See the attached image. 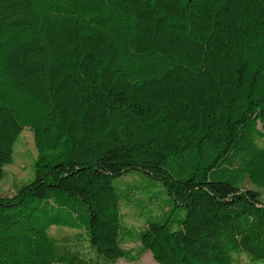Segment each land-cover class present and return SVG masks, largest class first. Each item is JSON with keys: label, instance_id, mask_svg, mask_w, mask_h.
Segmentation results:
<instances>
[{"label": "trees", "instance_id": "obj_1", "mask_svg": "<svg viewBox=\"0 0 264 264\" xmlns=\"http://www.w3.org/2000/svg\"><path fill=\"white\" fill-rule=\"evenodd\" d=\"M259 124L264 0H0V181L25 128L37 151L0 195V264H100L126 240L158 264H264ZM133 169L170 203L130 233L113 179Z\"/></svg>", "mask_w": 264, "mask_h": 264}, {"label": "rangeland", "instance_id": "obj_2", "mask_svg": "<svg viewBox=\"0 0 264 264\" xmlns=\"http://www.w3.org/2000/svg\"><path fill=\"white\" fill-rule=\"evenodd\" d=\"M258 127L264 132L262 125L259 124ZM259 143H264V134L259 139ZM36 156L33 131L31 128H25L17 138L14 162L5 166L6 173L3 180L0 181V195H10L17 185L27 182L33 177L32 164ZM113 184L121 198L122 223L129 228L130 233L134 228H142L141 218L163 219L161 216L162 208L170 202L165 187L160 180L154 179L138 169H133L116 176L113 179ZM248 185L253 186L250 183ZM262 194H264V190H262ZM182 212H184L183 208L175 209L171 213L165 212V217L170 214L175 227L177 224L176 218ZM49 232L57 239L64 238L70 241L75 240L77 236L76 231L59 225H52ZM77 237L81 238L78 242L80 248L87 251L89 245L85 240L84 233L81 232L80 237ZM124 247L128 252V257H121L115 261L101 258L100 264H158L153 259L151 252L144 250L138 241L126 240L124 241ZM238 258L240 263L245 260L243 254L239 255Z\"/></svg>", "mask_w": 264, "mask_h": 264}]
</instances>
